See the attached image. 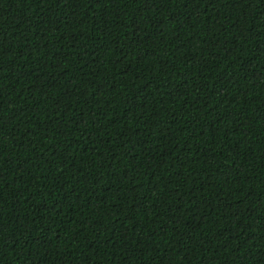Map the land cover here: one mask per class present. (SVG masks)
Listing matches in <instances>:
<instances>
[{"label":"trees","instance_id":"16d2710c","mask_svg":"<svg viewBox=\"0 0 264 264\" xmlns=\"http://www.w3.org/2000/svg\"><path fill=\"white\" fill-rule=\"evenodd\" d=\"M0 264H264V0H0Z\"/></svg>","mask_w":264,"mask_h":264}]
</instances>
